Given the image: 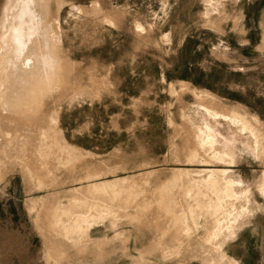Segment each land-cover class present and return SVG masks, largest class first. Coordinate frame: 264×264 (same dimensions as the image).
<instances>
[{
	"label": "rangeland",
	"instance_id": "374dc122",
	"mask_svg": "<svg viewBox=\"0 0 264 264\" xmlns=\"http://www.w3.org/2000/svg\"><path fill=\"white\" fill-rule=\"evenodd\" d=\"M0 264H264V0H0Z\"/></svg>",
	"mask_w": 264,
	"mask_h": 264
},
{
	"label": "bare ground",
	"instance_id": "6f19581e",
	"mask_svg": "<svg viewBox=\"0 0 264 264\" xmlns=\"http://www.w3.org/2000/svg\"><path fill=\"white\" fill-rule=\"evenodd\" d=\"M30 35H31V34H30ZM15 36H16V35H15ZM15 36H13V38H14V40H17ZM20 37H21V36H20ZM17 41H19L20 43L22 42V41H20V40H17ZM19 45H21L20 47H22V44H19ZM16 46H17V45H15V47H16ZM17 49H19V48H17ZM16 51L18 52V50H16ZM17 52H16V53H17Z\"/></svg>",
	"mask_w": 264,
	"mask_h": 264
}]
</instances>
